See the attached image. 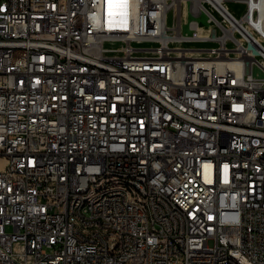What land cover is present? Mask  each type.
Returning <instances> with one entry per match:
<instances>
[{"label": "built area", "instance_id": "built-area-1", "mask_svg": "<svg viewBox=\"0 0 264 264\" xmlns=\"http://www.w3.org/2000/svg\"><path fill=\"white\" fill-rule=\"evenodd\" d=\"M0 264H264V0H0Z\"/></svg>", "mask_w": 264, "mask_h": 264}, {"label": "rangeland", "instance_id": "rangeland-1", "mask_svg": "<svg viewBox=\"0 0 264 264\" xmlns=\"http://www.w3.org/2000/svg\"><path fill=\"white\" fill-rule=\"evenodd\" d=\"M227 7L229 8L230 11H232L236 15H239V13L242 11V6L241 5L234 4V3H231V2H227ZM170 16H171V13H169V23H171V17ZM200 21L201 22L203 21V17L202 16L200 17ZM200 46H204V45H200ZM254 73H256V72H254ZM5 230L9 231L10 228L7 227Z\"/></svg>", "mask_w": 264, "mask_h": 264}]
</instances>
